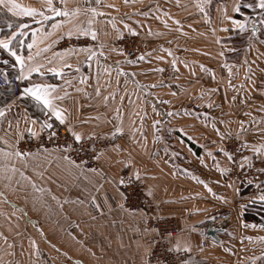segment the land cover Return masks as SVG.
I'll return each instance as SVG.
<instances>
[{
    "label": "crops",
    "instance_id": "0c3cea01",
    "mask_svg": "<svg viewBox=\"0 0 264 264\" xmlns=\"http://www.w3.org/2000/svg\"><path fill=\"white\" fill-rule=\"evenodd\" d=\"M240 2L63 0L57 8L53 0H16L36 9L33 16L9 11L7 0L0 5L11 17L0 16V40L24 60L22 72L0 47V74L18 75L24 90L52 86L49 95L66 117L61 123L31 93L7 101L0 95V264H149L156 233L145 212L123 206L125 173L138 174L156 214L176 218L171 244L189 254L182 264H264V227L246 217L258 196L230 174L223 144L235 135L250 161L264 160V149L256 151L264 145V9L257 0L258 11L243 12ZM49 3L70 14L56 16ZM69 30H94L96 39L58 51ZM140 32L151 40L153 58L165 59L163 43L183 51L178 108L170 90L160 96L166 83L111 77L133 69L114 58L116 41ZM35 67L40 72L30 73ZM47 115L82 139L113 142L97 168L63 150H16L25 133L44 131ZM169 118L184 123L169 126ZM22 214L37 215L39 226L21 222ZM210 227L223 228L220 241L207 236Z\"/></svg>",
    "mask_w": 264,
    "mask_h": 264
},
{
    "label": "built area",
    "instance_id": "2783aa9c",
    "mask_svg": "<svg viewBox=\"0 0 264 264\" xmlns=\"http://www.w3.org/2000/svg\"><path fill=\"white\" fill-rule=\"evenodd\" d=\"M55 6H60L63 0H53ZM93 44L87 36H65L57 43L58 51L85 47ZM126 45V41H123ZM127 49V47L125 46ZM129 51H132L130 49ZM11 85L14 89V98L23 95L22 80L18 75L6 76L0 74V86ZM47 121L51 128L45 127L41 134L25 133L16 150L26 154L41 149H57L65 151L76 163L85 168L94 169L98 166L100 153L111 146L108 139L84 138L80 141L74 139L73 134L51 115H47ZM224 147L232 154L229 172L235 178L239 186H249L252 192H256L261 199L264 196V160H249L246 144L235 135H230L224 140ZM247 157V159H245ZM125 181L120 183L123 196V206L131 211H143L148 215V226L156 233V239L148 255L149 264H182L188 260L189 254L183 250H175L171 239L179 234V225L172 216L156 214V206L148 195L145 184L141 179L125 173L122 177ZM255 193V194H256Z\"/></svg>",
    "mask_w": 264,
    "mask_h": 264
},
{
    "label": "rangeland",
    "instance_id": "374dc122",
    "mask_svg": "<svg viewBox=\"0 0 264 264\" xmlns=\"http://www.w3.org/2000/svg\"><path fill=\"white\" fill-rule=\"evenodd\" d=\"M147 34H144L143 32L138 33H129V34H123L118 40L116 41V48L119 52H116L114 54V58H120L122 62L127 63L131 68L128 69L130 72L128 74H124L123 72H111V77L119 78V79H139V80H158L163 85L166 83V86L159 87L160 90V96H167L168 90L171 91V96H175L174 106H181L182 103H180L181 98L183 97L184 87H183V72L179 71L180 64H182L183 60V54L181 49L179 48V45L176 44V53L173 51H169V45L168 43H163L159 45L160 52H162L165 56V59H156L153 58L152 55L148 54L150 51L151 40L146 39ZM126 41V45L123 44V41ZM127 47V49L125 48ZM132 49V51H129ZM154 55V54H153ZM155 56V55H154ZM143 57V58H141ZM154 60H159V62H155ZM173 61L175 63H173ZM159 63V64H157ZM162 88V89H161ZM164 88L166 93H164ZM149 92L152 87L145 88ZM184 123L183 118H169L167 119V124L169 126H182ZM228 137V136H227ZM113 143V142H111ZM32 153V152H31ZM243 189H251V187L243 185L240 186ZM254 193L251 194V196H254ZM258 194L256 193L255 196ZM253 201H258L256 199H253ZM21 222L25 224H30L32 228L34 229L35 225L38 227L40 224L39 217L35 214H22L21 215ZM37 232L39 230H36ZM36 232V233H37ZM2 235V233H1ZM0 235V238L2 237ZM38 237H40L39 233H37ZM5 244V242H4Z\"/></svg>",
    "mask_w": 264,
    "mask_h": 264
},
{
    "label": "snow or ice",
    "instance_id": "6c2138e0",
    "mask_svg": "<svg viewBox=\"0 0 264 264\" xmlns=\"http://www.w3.org/2000/svg\"><path fill=\"white\" fill-rule=\"evenodd\" d=\"M8 3L11 4V7L8 8L9 11L11 12H16L17 8H21L22 10L20 12H17V15H28V16H33L35 14H37L36 9L33 8H23L21 5L16 4V0H7ZM0 5H5L6 6V0H0ZM49 8L51 9V11L56 14V15H60V16H68L70 13L64 10H57L51 3H49ZM249 7H251V5H249ZM259 8L260 9H264V0H259ZM78 11V9H77ZM237 11H239V9L237 8ZM48 18V17H45ZM92 22L89 21V24H91ZM57 25H54V27H56ZM22 27L26 28L27 25H23ZM69 36L72 35V31L69 30V32L67 33ZM83 34L88 36L91 35L92 39H96V33L95 31H83ZM16 34L13 33V36H15ZM0 47H2L3 49H6L14 58L16 61H18L20 63V67H21V71L23 72L24 69V60L23 57L20 55H17V53L11 48L10 46V41H6V40H0ZM29 48L32 47V45L28 46ZM31 58V57H30ZM143 58V57H141ZM173 63H175L173 61ZM31 72H36L39 73L40 72V68L39 67H35L30 69V73ZM52 89V86L50 85H35L32 88H27L24 90L25 93H31V95L33 97H35L38 101H40L45 107H47L52 115L58 119L61 123L65 122L66 117L63 113L62 110H60L59 108H57V106L53 103V100L55 99L54 97H51L49 95L50 91ZM3 111L0 110V116H3ZM48 128H51L52 125L49 123H45V125ZM119 131V130H117ZM74 139L76 141H80L82 139V136L79 133H73ZM261 149H264V145H261L260 148H257L256 151L259 152ZM220 151H223V149H220ZM229 155H231L229 153ZM245 159H247V157H245ZM137 178H139L138 174H137ZM125 181L123 179L120 180V183L123 184ZM262 200H264V196L261 197ZM176 250H179V248L177 247Z\"/></svg>",
    "mask_w": 264,
    "mask_h": 264
},
{
    "label": "trees",
    "instance_id": "16d2710c",
    "mask_svg": "<svg viewBox=\"0 0 264 264\" xmlns=\"http://www.w3.org/2000/svg\"><path fill=\"white\" fill-rule=\"evenodd\" d=\"M217 1H219V0H217ZM256 1L257 0H241L240 5H239L240 10L243 12H249V13H254V12L258 11ZM249 5H251V7H249ZM0 16H3L5 18H11L9 16V14L7 12H4L1 8H0ZM0 95L6 101L11 99L14 95L13 87L11 85H8L5 87L0 86ZM247 148H248V146H247ZM226 151L228 153H230L228 150H226ZM231 157H232V154H231ZM248 157H249V155H248ZM247 189H249V188H247ZM246 217L248 220H250L252 222L259 223L261 221V219L264 217V201L263 200L252 201V203L248 204L246 206Z\"/></svg>",
    "mask_w": 264,
    "mask_h": 264
},
{
    "label": "water",
    "instance_id": "95a60500",
    "mask_svg": "<svg viewBox=\"0 0 264 264\" xmlns=\"http://www.w3.org/2000/svg\"><path fill=\"white\" fill-rule=\"evenodd\" d=\"M55 15H56V14H55ZM56 16H59V15H56ZM56 16H54V17H56ZM257 31H258V26L255 25V26L253 27V33L256 34ZM259 224H260L262 227H264V217L261 219V221L259 222ZM222 231H224L223 228L210 227V228H208V230H207V236H210V237H212L213 239H215V240H217V241H220V238H219L218 234H219L220 232H222ZM263 239H264V236H263Z\"/></svg>",
    "mask_w": 264,
    "mask_h": 264
}]
</instances>
